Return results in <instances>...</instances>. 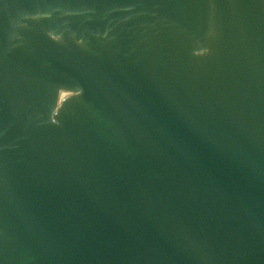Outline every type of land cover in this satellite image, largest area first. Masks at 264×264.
<instances>
[{"label":"water","instance_id":"obj_1","mask_svg":"<svg viewBox=\"0 0 264 264\" xmlns=\"http://www.w3.org/2000/svg\"><path fill=\"white\" fill-rule=\"evenodd\" d=\"M0 264H264V0H0Z\"/></svg>","mask_w":264,"mask_h":264}]
</instances>
